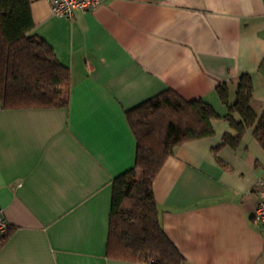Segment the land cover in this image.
<instances>
[{"label":"crops","instance_id":"crops-1","mask_svg":"<svg viewBox=\"0 0 264 264\" xmlns=\"http://www.w3.org/2000/svg\"><path fill=\"white\" fill-rule=\"evenodd\" d=\"M33 34L69 74L67 106L0 101V264H146L106 256L111 184L131 169L126 112L169 92L210 107L213 135L176 146L151 184L160 226L183 264H264L252 221L264 151V0H103L69 20L30 5ZM248 75L252 127L238 133L217 95ZM240 123L237 114L232 115Z\"/></svg>","mask_w":264,"mask_h":264},{"label":"trees","instance_id":"trees-1","mask_svg":"<svg viewBox=\"0 0 264 264\" xmlns=\"http://www.w3.org/2000/svg\"><path fill=\"white\" fill-rule=\"evenodd\" d=\"M32 1L0 0V101L5 109L67 106L69 74L52 49L33 34ZM216 92L227 108V121L238 133L234 139L223 138L233 147L242 131L256 122L250 106V77L237 79L232 103L227 84L219 85ZM233 114L240 116V123L234 122ZM126 115L136 154L133 167L111 184L106 256L146 264H183L160 226L151 184L176 146L213 135L215 113L199 101L186 103L165 92ZM253 134L264 151V113Z\"/></svg>","mask_w":264,"mask_h":264},{"label":"built area","instance_id":"built-area-1","mask_svg":"<svg viewBox=\"0 0 264 264\" xmlns=\"http://www.w3.org/2000/svg\"><path fill=\"white\" fill-rule=\"evenodd\" d=\"M50 14L55 17H62L71 20L76 12H92L103 0H47ZM258 202L252 214V221L258 227L264 237V178L257 183ZM0 210V236L8 231V224L3 220Z\"/></svg>","mask_w":264,"mask_h":264}]
</instances>
